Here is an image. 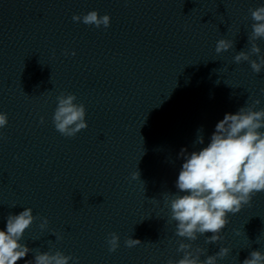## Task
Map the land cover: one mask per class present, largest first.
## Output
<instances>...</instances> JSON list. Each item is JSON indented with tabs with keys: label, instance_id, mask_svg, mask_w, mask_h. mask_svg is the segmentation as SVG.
<instances>
[{
	"label": "clouds",
	"instance_id": "9594fccd",
	"mask_svg": "<svg viewBox=\"0 0 264 264\" xmlns=\"http://www.w3.org/2000/svg\"><path fill=\"white\" fill-rule=\"evenodd\" d=\"M249 12L253 21L248 33L250 48L238 52L233 60L236 64L248 62L252 71L260 74L264 70V55H261L257 41L264 40V5L249 9ZM72 20L105 29L111 24L110 15L101 16L96 10L73 15ZM234 48V40L221 38L216 42L215 51L221 54ZM71 55H75V52ZM261 92L264 93V89ZM56 100L52 122L61 135L75 137L88 127L86 107L83 103H76L75 94L62 93ZM260 103L256 99L251 105L246 103L235 114L226 113L215 125L206 147L191 153L186 148L181 149L183 163L175 181L177 192L165 199L166 206L170 208V220L176 222V236L194 242L198 236L212 233L206 237L205 243H218L222 239L221 232L229 223V214L239 213L245 205H251L256 194L264 192V108L255 110ZM7 124V113L0 112V129ZM196 143H204L202 129H198ZM139 175L138 171L133 172L132 179H139ZM35 219L31 208L7 216L6 229L0 230V264H17L34 251L21 241ZM47 225V218H43L40 227L43 229ZM119 240L118 234H109V252L117 250ZM124 243L126 247L133 248L141 241L129 237ZM230 251L227 247H221L217 253L207 255L202 260L205 249H193L192 243L182 240L177 248V252L183 253L182 258L169 259L167 264H217L218 258H225ZM69 261L79 264L78 257L65 255L59 250H36L34 259L25 260V264H69ZM243 264H264V253L252 251Z\"/></svg>",
	"mask_w": 264,
	"mask_h": 264
}]
</instances>
